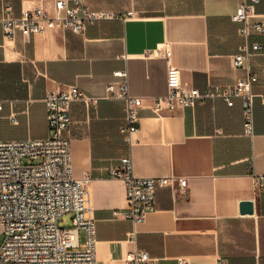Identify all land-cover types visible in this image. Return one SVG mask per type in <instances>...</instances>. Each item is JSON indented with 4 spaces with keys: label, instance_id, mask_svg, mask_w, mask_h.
Here are the masks:
<instances>
[{
    "label": "crops",
    "instance_id": "0c3cea01",
    "mask_svg": "<svg viewBox=\"0 0 264 264\" xmlns=\"http://www.w3.org/2000/svg\"><path fill=\"white\" fill-rule=\"evenodd\" d=\"M56 0H0L14 16L41 5L54 12ZM245 0H86L92 11L118 17L97 21L83 34L54 29L30 39L4 38L0 25V140L49 136L46 94L76 86L100 99L95 107L70 108L73 176L84 182L86 215L96 220V264H131L127 255L144 251L157 264H264V35L251 41L262 54L251 59L255 136H243L239 99H221L194 108L153 113V101L168 94L169 63L181 82L204 91L227 87L246 77L232 58L244 44L231 16ZM128 13H134L132 17ZM253 21L264 29V0ZM169 53V55H168ZM126 71L130 94L142 99L138 130L121 133L125 102L105 99L108 84ZM130 156L138 177L175 176L188 180L186 195L158 187L153 211L135 227L115 219L126 206V185L114 179ZM253 214H241L243 202ZM85 234L80 232V248Z\"/></svg>",
    "mask_w": 264,
    "mask_h": 264
},
{
    "label": "built area",
    "instance_id": "2783aa9c",
    "mask_svg": "<svg viewBox=\"0 0 264 264\" xmlns=\"http://www.w3.org/2000/svg\"><path fill=\"white\" fill-rule=\"evenodd\" d=\"M259 0H245L231 16L239 23V35L244 44L233 56L235 69H244L246 77L227 87L210 86L204 91L189 88L181 82L180 71L169 63L167 72L168 94L154 99L153 113L194 108L198 103L221 99L232 106L236 99L242 103L243 136H255L253 85L258 76L251 69V59L262 54L253 36L264 35L262 25L253 21L255 5ZM134 13H128L132 17ZM110 12L92 11L86 0H56L54 12L48 13L41 5L23 10L16 17L12 6L4 4L0 25L4 38L15 39L21 33L27 39L54 29L83 34L89 25L118 17ZM169 55V53H168ZM114 77L120 81L106 87L105 99L125 102V123L121 133L130 137L138 130L142 99L130 94L128 73L118 71ZM100 99L87 95L76 86L57 89L46 94L49 136L45 139L23 141L0 140V264H96V220L86 215L85 188L82 180L73 176L71 139L67 133L72 124L70 108L74 103L95 107ZM3 104L0 102V112ZM27 160V164L23 161ZM114 179L126 185V206L114 211L115 219L142 224L154 210L158 187L170 186L178 195H186L188 180L175 176L138 177L133 172L130 156L120 160L118 168L110 169ZM256 187L264 189V176L256 177ZM73 214L72 226L58 227L66 214ZM85 234V247L80 248V232ZM131 264H157L147 252L136 251L126 257ZM179 264H187L180 260Z\"/></svg>",
    "mask_w": 264,
    "mask_h": 264
},
{
    "label": "rangeland",
    "instance_id": "374dc122",
    "mask_svg": "<svg viewBox=\"0 0 264 264\" xmlns=\"http://www.w3.org/2000/svg\"><path fill=\"white\" fill-rule=\"evenodd\" d=\"M28 161L27 160H24L23 161V164H27ZM72 217H73V214L69 213V214H66L58 223V227L60 229H66V228H70L72 226ZM3 239L4 237L3 236H0V245L2 244L3 242Z\"/></svg>",
    "mask_w": 264,
    "mask_h": 264
},
{
    "label": "water",
    "instance_id": "95a60500",
    "mask_svg": "<svg viewBox=\"0 0 264 264\" xmlns=\"http://www.w3.org/2000/svg\"><path fill=\"white\" fill-rule=\"evenodd\" d=\"M240 212L241 214H253V203L252 202H243L240 205Z\"/></svg>",
    "mask_w": 264,
    "mask_h": 264
}]
</instances>
